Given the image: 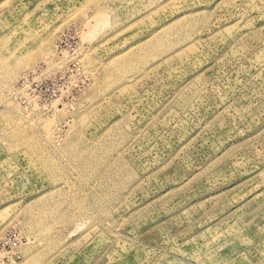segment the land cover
I'll list each match as a JSON object with an SVG mask.
<instances>
[{"label":"rangeland","instance_id":"1","mask_svg":"<svg viewBox=\"0 0 264 264\" xmlns=\"http://www.w3.org/2000/svg\"><path fill=\"white\" fill-rule=\"evenodd\" d=\"M0 264H264V0H0Z\"/></svg>","mask_w":264,"mask_h":264},{"label":"bare ground","instance_id":"2","mask_svg":"<svg viewBox=\"0 0 264 264\" xmlns=\"http://www.w3.org/2000/svg\"><path fill=\"white\" fill-rule=\"evenodd\" d=\"M16 140V139H15Z\"/></svg>","mask_w":264,"mask_h":264}]
</instances>
